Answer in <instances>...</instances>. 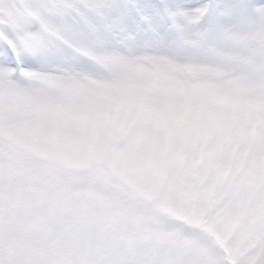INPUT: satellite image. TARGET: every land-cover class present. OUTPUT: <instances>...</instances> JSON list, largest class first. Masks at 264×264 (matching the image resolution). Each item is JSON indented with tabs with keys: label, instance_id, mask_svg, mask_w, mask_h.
Listing matches in <instances>:
<instances>
[{
	"label": "snow or ice",
	"instance_id": "snow-or-ice-1",
	"mask_svg": "<svg viewBox=\"0 0 264 264\" xmlns=\"http://www.w3.org/2000/svg\"><path fill=\"white\" fill-rule=\"evenodd\" d=\"M0 264H264V0H0Z\"/></svg>",
	"mask_w": 264,
	"mask_h": 264
}]
</instances>
